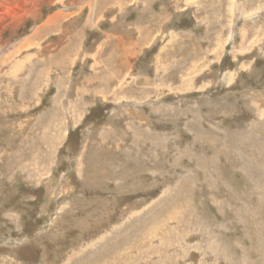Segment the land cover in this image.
<instances>
[{"label": "rangeland", "instance_id": "rangeland-1", "mask_svg": "<svg viewBox=\"0 0 264 264\" xmlns=\"http://www.w3.org/2000/svg\"><path fill=\"white\" fill-rule=\"evenodd\" d=\"M0 150V264H264V0H0Z\"/></svg>", "mask_w": 264, "mask_h": 264}, {"label": "bare ground", "instance_id": "bare-ground-1", "mask_svg": "<svg viewBox=\"0 0 264 264\" xmlns=\"http://www.w3.org/2000/svg\"><path fill=\"white\" fill-rule=\"evenodd\" d=\"M81 17V16H80ZM60 18V17H59ZM157 19H159V18H157ZM56 20V19H55ZM55 20L54 21H50V22H48V23H46L45 24V26L43 27V28H52V26H55V25H57L56 23H55ZM58 21H60L59 19H57ZM62 20V19H61ZM154 20V19H153ZM92 26V25H91ZM50 28V29H51ZM70 33V32H69ZM37 37H35V38H39L40 37V35H36ZM32 39L31 38H29L27 41H25L24 40V42H21L20 44H19V46H16V48H15V51H19V53H21V52H23V50L25 49L24 47H31V45H32V41H31ZM65 41L67 40V39H64ZM144 40V39H143ZM135 41H136V39H135ZM134 41V42H135ZM70 40L68 41V44H67V46H70ZM64 43V42H63ZM137 43V42H136ZM142 43V42H141ZM147 43V42H146ZM134 44V43H133ZM143 45H144V43H143ZM60 46V45H59ZM54 47V46H53ZM141 47V46H140ZM24 48V49H23ZM129 48V47H128ZM133 48V47H132ZM131 49V48H130ZM133 50H135V49H131V50H128L130 53H128V55H130L131 57L132 56H135V55H137L138 53V50L136 51L135 50V52H131V51H133ZM33 51V50H32ZM95 53V52H94ZM93 53V54H94ZM74 54V53H73ZM69 57H70V55H71V53L69 52ZM95 55V54H94ZM128 55H126V53L124 54V55H122V56H127L128 57ZM144 56V55H143ZM85 57V56H84ZM92 59H94V57H92ZM124 60V59H123ZM124 63V62H123ZM91 67V66H90ZM44 75V74H43ZM108 81H109V79H108ZM104 83H106V82H104ZM229 85V84H228ZM7 91H9V90H7ZM120 91V90H119ZM9 107V106H8ZM69 108V107H68ZM8 117V116H7ZM10 121V120H9ZM74 122V121H73ZM65 126V125H64ZM110 126V125H109ZM5 131V130H4ZM96 133V132H95ZM114 137V136H113ZM120 140V139H119ZM97 141V140H96ZM99 144V143H98ZM112 144V143H111ZM91 146V145H90ZM87 148V147H86ZM101 150V149H100ZM132 150V149H131ZM1 151V150H0ZM53 151V150H52ZM96 152V151H95ZM86 153V152H85ZM96 154V153H95ZM101 155V154H100ZM104 155V154H103ZM99 157V156H98ZM109 157V156H108ZM114 159V158H113ZM94 160V159H93ZM43 161V160H42ZM118 162V161H117ZM127 163V162H126ZM121 164V163H120ZM87 165V164H86ZM99 165V164H98ZM101 165V164H100ZM116 166V165H115ZM115 166H114V168H115ZM119 167H121V166H119ZM87 170V169H86ZM41 171V170H40ZM102 171V170H101ZM96 172V171H95ZM107 172V171H106ZM110 172V171H109ZM84 173V172H83ZM102 175V174H101ZM114 176V175H113ZM85 178V177H84ZM102 180H103V178H102ZM112 181V180H111ZM97 185V184H96ZM98 187V186H97ZM121 187V186H120ZM123 188V187H122ZM132 210V209H131ZM102 222V221H101ZM114 227V226H113ZM96 235V234H95ZM103 236V235H102ZM87 246V245H86ZM67 261V260H66Z\"/></svg>", "mask_w": 264, "mask_h": 264}]
</instances>
